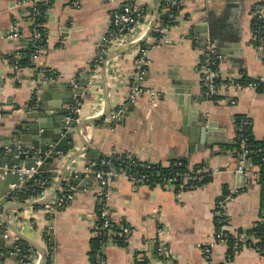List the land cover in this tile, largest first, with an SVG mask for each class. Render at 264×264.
<instances>
[{"label": "crops", "instance_id": "0c3cea01", "mask_svg": "<svg viewBox=\"0 0 264 264\" xmlns=\"http://www.w3.org/2000/svg\"><path fill=\"white\" fill-rule=\"evenodd\" d=\"M168 1L162 7L161 0H139L137 5L145 10L144 17L105 59L116 50L133 46L135 41L131 40L144 34L153 22L152 32L163 30L161 37L163 34L170 43L160 42L151 32L141 44L112 55L106 66L93 75L90 66L102 39L110 33L111 14L125 0H38L48 5L42 22L45 49L42 45L38 61H33L31 54L30 65L18 70L7 57L22 46L10 38V32L17 20L28 33V8L20 5V0H0V146L2 137L22 122L23 109L38 97L41 75L48 83L67 82L74 87L87 76L89 80L74 105L78 108L75 125L99 118L72 134L73 142L67 145L72 143L73 148L59 152V158L49 163L50 169L40 171L51 176L42 194L25 200L13 196L2 207L0 238L4 242L0 258L4 260L0 264H91L90 243L98 235L96 194L100 184L89 173L94 164L115 153H127L138 162L162 167L176 161L185 165V160L187 169L201 167L206 176L194 187L182 189L161 181L138 184L127 170L109 175L105 200L114 233L103 234L104 264H164V256L157 250V239L161 238L173 264H264V255L256 250L241 248L230 253L228 246H211L216 229L214 207L232 190L239 192L227 205L229 234L255 225L263 216L261 182L252 174L239 176L234 172L238 150L233 141L237 115L249 118L253 138L264 141V90L257 91L261 85L264 89V60L252 34L256 22L253 6L264 0H176L173 6ZM173 8L178 9L176 14ZM165 18L173 24L163 27ZM222 34L228 46L224 47L225 59L219 56L218 61L221 82L213 94H206L202 82L204 43L207 38L222 39ZM24 43L27 47L32 41ZM144 43L149 63L141 68L137 50ZM242 75L259 80L254 82L256 87L237 89L230 83ZM135 85L141 92L129 99ZM188 88L196 98L204 99L201 111L219 128L216 144L204 150H197L195 143L197 106L193 108L185 100L179 102L180 94L175 92ZM153 90L158 93L155 101L150 96ZM184 117L188 118L185 125ZM190 137L192 144L188 142ZM89 151L94 153L90 157ZM73 170L85 172V178L92 180L86 182L83 191L67 194L65 188H71L66 179ZM2 180L4 176L0 175V191L4 188ZM19 187L10 185L13 193ZM40 201L45 202L7 210L13 204ZM125 226L132 230L129 235L122 233ZM120 238L122 244L117 242ZM204 247L210 248L208 258Z\"/></svg>", "mask_w": 264, "mask_h": 264}, {"label": "built area", "instance_id": "2783aa9c", "mask_svg": "<svg viewBox=\"0 0 264 264\" xmlns=\"http://www.w3.org/2000/svg\"><path fill=\"white\" fill-rule=\"evenodd\" d=\"M139 0H125L123 4H121L120 8L116 11H113L111 14V30L110 33L102 39V44L100 47V51L98 52L95 60L94 66L92 68L91 74L95 75L98 73L99 69L102 67L103 62L105 61L106 54L117 48V46H121L122 43L126 40V35L128 32L132 30L134 25L138 22V17L142 14V11L137 5ZM170 5H175L176 0H169ZM20 5L26 6L28 8L27 14L29 16V22L31 24V29L26 34L24 30H22L20 22L17 20L13 21L10 38L17 41L27 40L30 37L32 44H33V53L32 59L33 61H38L41 57L40 49L42 47V43L44 39H46V34L41 31L42 22H39L43 16V11L39 8L38 0H20ZM255 19V29L252 31L253 34V41L258 51L260 57L264 60V2L257 3L253 6V13ZM160 32L162 33L163 30ZM140 37V36H139ZM138 39V38H137ZM137 39L131 40V42L136 41ZM160 42L162 43H170L171 41L167 39L165 36L160 38ZM203 48V76L202 82L206 87V94H213L216 89V85H214V80L219 78V70H218V61L219 56L216 54L215 51V44L212 43L208 38L205 40ZM21 46L23 47L22 43ZM20 47V48H22ZM13 54L12 58L10 59L11 65L14 70H18V61L21 58V54L19 49ZM138 66H145L149 63L147 50L145 48H138ZM140 74H143V71H140ZM141 78V75L137 77V80ZM230 83L236 87L237 89H241L244 87H256L257 83H249L247 85H241L234 81H230ZM141 92L139 85H135L132 89L129 99H134L137 94ZM150 96L152 100H156L158 97V93L153 90L150 91ZM69 109V112L65 116V123L70 125L73 122L77 121L76 113L78 112V108L76 106H66ZM65 107V108H66ZM115 117V116H114ZM246 125L245 122L240 124L239 131H244V126ZM238 136V164L237 168L235 169V173L239 176H245L247 174H252L257 180L261 181L262 176H264V161L261 160L260 165L255 164L251 160V156L257 151L260 150H253L247 144V138L241 134ZM180 165V164H179ZM18 173L20 174V185L27 179L33 177L34 175L38 174L36 170L32 169L29 171L19 170ZM25 174L26 178L22 179L21 176ZM122 174V173H121ZM105 175V178H104ZM112 174L110 172H96L95 178H97L100 187L97 190L96 198L98 199V209H97V224L96 230L113 234L114 233V223L112 217L108 210V205L106 202V198L108 196V192L106 190L108 177ZM206 176V171L201 167H195L191 169L185 170H178L173 175H155L152 177L150 174H138L133 175L130 174V178L138 184H152L154 182H164L167 186H175L174 184L178 185V187L184 189L188 186V188L194 187L198 184V182L202 181ZM158 180V181H156ZM19 185V186H20ZM238 190H232L229 194L226 195L225 198L218 201L214 207V217L216 222V229L211 241V246H215L216 244L227 247L228 244V233L229 228L226 224L227 218V205L233 199V197L238 193ZM49 210H53V208H49ZM261 222L264 223V201H263V216L261 218ZM122 233L125 235H129L131 233V229L128 227H122ZM163 231H160L159 235L160 238L162 236ZM233 253L239 251L241 248H247L251 250H256L251 244H254L259 239L256 237H252V241H249L251 237H248L246 233H234L233 232ZM158 241V253L164 256V264H173L171 260L168 258L166 254L165 243L161 239H157ZM102 246V244H101ZM102 250V247H101ZM257 251V250H256ZM210 252L209 247H204V256L208 258V254ZM96 259L99 264H104L102 256H100L99 252L96 254ZM228 264V263H226Z\"/></svg>", "mask_w": 264, "mask_h": 264}, {"label": "water", "instance_id": "95a60500", "mask_svg": "<svg viewBox=\"0 0 264 264\" xmlns=\"http://www.w3.org/2000/svg\"><path fill=\"white\" fill-rule=\"evenodd\" d=\"M41 2H43V0H41ZM154 25L155 23L153 22L148 30L135 41L133 46L131 45L125 49L116 50L107 56L102 64L103 67L106 66L108 59H110L112 55L121 54L134 48L136 45L141 44L145 38L150 35ZM63 36L66 37V33ZM224 36L225 35L222 34V39L215 37L211 38L210 41L215 44L216 54L225 59L224 47L228 46V44L224 40ZM23 44L25 43H22V45ZM38 79L36 88V91L39 93L38 97L31 103V105H28L23 109L22 122L17 124L1 139L3 144L0 146V175L4 176V180H2L4 188L0 191V210L2 207H5L6 203L12 197L13 189H10V185H20L19 170L23 169L24 171H29L34 169L37 172H40L45 169H50L49 163H53L55 159L59 158V152L73 148L72 143L67 145L68 142H73L72 134H78L82 127L88 126L99 120V118L92 119L80 122L76 125L75 122L70 125L65 123V116L69 112V109L65 107L67 105L74 106L76 101L80 98V95L83 93L89 80L87 76H85L82 82L79 83L78 87H74V85L67 82L54 81L48 83L43 79L42 75ZM185 85L187 87L190 86L188 83ZM175 92L180 94L178 97L179 102H184L185 100L186 103L188 105L191 104L193 108L197 106V111L195 110L197 115L195 116L194 124L197 129L195 143L199 146L197 150H204L210 145H215L219 135L216 130L219 128L217 123L208 121L204 112L201 111L200 104L203 103L204 99L196 98L197 96H194L189 88L185 91L182 89L178 91L175 90ZM105 114L101 117H104ZM187 122L188 118L184 117V125L187 124ZM188 142L189 144L193 143L192 137L189 138ZM190 150L194 151V146H191ZM81 154H83V151L78 152L76 157ZM93 154L92 151L87 152V156L89 157ZM37 162H40V164L36 165ZM87 166L88 165H86V167ZM54 169L55 168H53V170ZM111 173L112 175H115V172ZM89 175L93 179L96 175V171L92 170ZM21 178H26V175L23 174ZM91 178H85V172H78L75 170L69 172L66 183L67 187L71 188V190L65 188V192L68 194L70 191H83L86 187V182H91ZM44 202L45 201L36 203L32 202L24 204L23 206L13 204L8 206L7 210L29 207L35 204L42 205ZM0 234L2 235L3 232ZM50 234H52V231H50ZM49 238L51 240V249L53 250L54 243L52 235H50ZM3 242V238H0V251L2 250ZM5 255L8 256L7 254ZM3 260L4 257L0 258V261Z\"/></svg>", "mask_w": 264, "mask_h": 264}, {"label": "trees", "instance_id": "16d2710c", "mask_svg": "<svg viewBox=\"0 0 264 264\" xmlns=\"http://www.w3.org/2000/svg\"><path fill=\"white\" fill-rule=\"evenodd\" d=\"M162 2V7H164L165 5V0H161ZM39 8L43 11V13L47 10L48 5H45L43 3H39ZM142 11V14L139 15L138 20L140 18L144 17V13L145 10L144 9H140ZM28 11V9H27ZM178 11V9H172V12H174V14H176V12ZM46 19V14H44L39 20V22H45ZM163 27H165L166 25H171L173 24L172 21L169 18H165L163 20ZM165 25V26H164ZM255 23L253 22L252 25V31L255 29ZM32 27H29V30ZM41 31L45 34L46 30L44 29V27L41 28ZM152 37L154 38H161V33L159 31H153L151 34ZM30 39V37L27 38V40ZM27 40H22L19 41V43H24ZM43 49H45V40L42 43ZM24 47V44H23ZM33 44H30L27 47L24 48H20V54H21V58L18 61V67L22 68L25 66H29L30 65V56L33 52ZM141 47H148L147 44H142ZM13 56V55H12ZM12 56H8L7 58L11 59ZM94 66V61L91 63L90 66V73L92 71V68ZM46 76H51L50 72H46ZM133 79V78H132ZM131 80V79H130ZM259 80L257 79H251V78H247L244 75H242L239 79H236L235 82L239 83L241 85H247L249 83H254V82H258ZM221 82V77L216 78L214 80V85H219V83ZM260 85V84H259ZM206 88L205 86L203 87V91H205ZM263 87L258 86L257 91L261 92L263 91ZM35 97V95L33 96ZM219 97V96H216ZM216 97L213 96L214 99H216ZM242 122H245L246 125L243 127L244 131L241 132L239 131L240 128V124ZM250 120L249 118H246L243 115H237L235 117V125L237 128V135L233 141V147L237 148V150H239V145H238V136H240V132L241 134H243V136H245L247 138V144L249 145V147L253 150H260L257 151V153L253 154L251 156V160L257 164L260 165L261 160L264 161V141H257L253 138L252 134H251V129L249 126ZM186 165L185 160L183 161ZM179 161L173 162L169 167H162L161 165L158 164H147V163H142V162H138L134 159H132L131 157L129 158L127 156V153H115L112 156H110L109 158L104 159L102 162H98L97 164H94L93 167L91 168V170L93 171H103V172H121V171H126L130 174L133 175H138V174H150L152 175V177H155V175H173L176 171L178 170H185L187 169L185 165L182 164H178ZM50 179L51 176L47 173H38L36 175H34L33 177L25 180L22 185L17 188L14 193L12 194V197L14 196L15 198H20L22 200H25L27 198L30 197H38L40 194H42L45 189L49 186L50 183ZM158 181V180H156ZM261 186H262V190H263V196H264V176H262L261 178ZM153 184V183H152ZM236 233H246L248 237H251L249 241H252V237H256L259 240L257 242H255L254 244H251L258 252H260L261 254L264 255V223L263 222H258L255 225L247 228V229H238L235 230ZM103 232L98 231V235L95 236L94 238H92L91 243H90V263L91 264H99V262L96 259V254L97 252H99L100 256H102L101 254V244L103 243ZM117 242L119 244L123 243V239H117ZM233 244H234V239H233V235L228 233V244H227V248H228V252L232 253L233 250ZM50 261H47L46 264H50ZM144 263V262H142Z\"/></svg>", "mask_w": 264, "mask_h": 264}]
</instances>
